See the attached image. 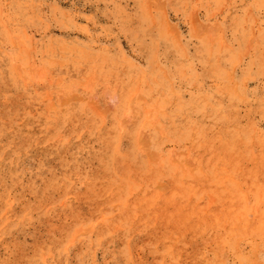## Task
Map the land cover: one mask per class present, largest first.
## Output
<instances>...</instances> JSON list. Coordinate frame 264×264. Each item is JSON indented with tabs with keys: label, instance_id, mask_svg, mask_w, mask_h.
Listing matches in <instances>:
<instances>
[{
	"label": "rangeland",
	"instance_id": "rangeland-1",
	"mask_svg": "<svg viewBox=\"0 0 264 264\" xmlns=\"http://www.w3.org/2000/svg\"><path fill=\"white\" fill-rule=\"evenodd\" d=\"M0 264H264V0H0Z\"/></svg>",
	"mask_w": 264,
	"mask_h": 264
},
{
	"label": "bare ground",
	"instance_id": "bare-ground-1",
	"mask_svg": "<svg viewBox=\"0 0 264 264\" xmlns=\"http://www.w3.org/2000/svg\"><path fill=\"white\" fill-rule=\"evenodd\" d=\"M219 83H220V82H219ZM166 147H167V146H166ZM210 151H211V150H210ZM210 151H209V152H210ZM201 156H202V155H201ZM203 156H204V155H203ZM206 165H207V164H206ZM207 166H208V165H207ZM210 166H211V165H210ZM89 201H90V200H89ZM90 207H91V206H90ZM93 207H94V206H93ZM191 242H192V241H191ZM189 245H190V244H189ZM196 246H197V244H196ZM187 247H188V246H187ZM197 247H198V246H197ZM194 251H195V250H194Z\"/></svg>",
	"mask_w": 264,
	"mask_h": 264
}]
</instances>
